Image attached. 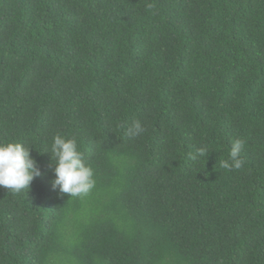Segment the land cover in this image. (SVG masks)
I'll return each instance as SVG.
<instances>
[{"label":"trees","instance_id":"obj_1","mask_svg":"<svg viewBox=\"0 0 264 264\" xmlns=\"http://www.w3.org/2000/svg\"><path fill=\"white\" fill-rule=\"evenodd\" d=\"M57 134L88 193L53 187ZM0 142L42 173L0 186V264H264V0H0Z\"/></svg>","mask_w":264,"mask_h":264},{"label":"clouds","instance_id":"obj_2","mask_svg":"<svg viewBox=\"0 0 264 264\" xmlns=\"http://www.w3.org/2000/svg\"><path fill=\"white\" fill-rule=\"evenodd\" d=\"M89 68L100 78V71L93 64ZM105 71L104 68L100 69ZM85 75V74H84ZM100 79H91L83 81L87 92H96ZM93 83L96 84L93 89ZM146 128L142 126L140 120H136L127 129V136L137 138L142 136ZM245 141L235 139L231 145L228 159L220 161V166L228 171L241 170L245 165V160L241 156ZM31 148L19 142H0V186H3L13 192H19L22 189H29L33 180L40 176L41 169L38 162L31 155ZM208 146L200 147L195 154H190V159L194 162L208 155ZM49 152V151H48ZM53 157L54 174L53 187H58L60 192L79 196L88 193L94 186L93 170L85 162L84 152L78 146L75 138H65L57 134L53 138L50 150ZM98 234L92 240L97 242ZM130 241L127 230L121 233L114 242L112 248L125 246Z\"/></svg>","mask_w":264,"mask_h":264}]
</instances>
